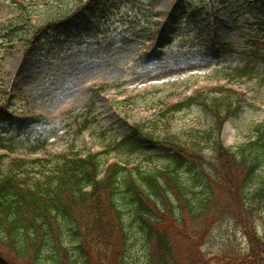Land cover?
<instances>
[{
	"label": "rangeland",
	"instance_id": "374dc122",
	"mask_svg": "<svg viewBox=\"0 0 264 264\" xmlns=\"http://www.w3.org/2000/svg\"><path fill=\"white\" fill-rule=\"evenodd\" d=\"M180 1L111 0L105 7L103 0H31L25 3L37 8L18 22L13 0H0V142L11 147L0 151L4 170L20 160L38 179L46 170L33 161L65 153H99L102 170L111 163L170 166L165 146L140 141L154 135L155 141L177 137L187 147L202 142L215 126L212 113L201 103L179 113L170 108L216 86L240 94L227 99L238 109L223 125V145L235 151L253 138L264 123V60L254 56L260 50L254 43L264 42L258 26L264 0H184V7ZM197 10L203 12L192 14ZM63 12L70 16L60 22ZM210 98L223 100L200 99ZM135 127L140 133L133 138ZM182 174L191 180L188 166ZM258 216L264 239V211ZM137 229L128 227L126 255L132 264H146ZM174 234L182 255L190 241ZM228 248L243 256L249 250L243 229L231 221L214 227L203 252L213 257Z\"/></svg>",
	"mask_w": 264,
	"mask_h": 264
},
{
	"label": "trees",
	"instance_id": "16d2710c",
	"mask_svg": "<svg viewBox=\"0 0 264 264\" xmlns=\"http://www.w3.org/2000/svg\"><path fill=\"white\" fill-rule=\"evenodd\" d=\"M20 8L18 22L34 10ZM234 93L240 95L215 88L170 108L179 113L201 103L212 113L215 126L202 142L187 147L177 137L155 141L154 135L140 141L139 146H165L170 166L139 169L112 163L102 170L99 154H64L52 163L34 162L46 170L36 179L23 161L6 172L0 155V264H132L126 255L131 226L146 242V264L264 260V239L257 232L258 213L264 211V123L235 151L225 147L223 125L238 109L227 100ZM213 94L223 97L226 106L217 98L201 100ZM205 149L212 157L204 155ZM185 166L188 181L182 174ZM225 221L243 229L249 246L245 256L235 248L213 257L203 252L214 227ZM174 231L190 241L182 255L176 253Z\"/></svg>",
	"mask_w": 264,
	"mask_h": 264
}]
</instances>
